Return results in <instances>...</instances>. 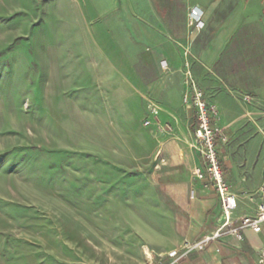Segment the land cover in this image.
I'll return each mask as SVG.
<instances>
[{
  "label": "rangeland",
  "instance_id": "374dc122",
  "mask_svg": "<svg viewBox=\"0 0 264 264\" xmlns=\"http://www.w3.org/2000/svg\"><path fill=\"white\" fill-rule=\"evenodd\" d=\"M97 15L0 0V264H150L148 226L169 228L156 105L100 51Z\"/></svg>",
  "mask_w": 264,
  "mask_h": 264
},
{
  "label": "crops",
  "instance_id": "0c3cea01",
  "mask_svg": "<svg viewBox=\"0 0 264 264\" xmlns=\"http://www.w3.org/2000/svg\"><path fill=\"white\" fill-rule=\"evenodd\" d=\"M262 5L263 0H93L96 32L107 37L100 51L119 65L116 72L129 71L132 86L146 89L158 108L155 182L168 202L169 228L148 226L150 264L214 233L224 221L219 193L207 177L195 174L204 161L196 110L184 102L191 78L217 110L212 120L222 130L224 177L238 202L233 217L256 215L264 205V17L257 11ZM194 9L202 14V28L191 24ZM263 253L264 224L260 231L244 229L242 238L212 240L181 264H259Z\"/></svg>",
  "mask_w": 264,
  "mask_h": 264
},
{
  "label": "built area",
  "instance_id": "2783aa9c",
  "mask_svg": "<svg viewBox=\"0 0 264 264\" xmlns=\"http://www.w3.org/2000/svg\"><path fill=\"white\" fill-rule=\"evenodd\" d=\"M190 17L191 24L196 28L204 26L202 14L197 10H192ZM190 87L191 89L184 95V102L196 110L197 125L195 135L198 150L204 161V168L198 167L195 170V174L198 178L207 177L210 184L219 193L224 221L214 233L205 236L195 243L187 244L182 249L170 251L165 258L161 259L160 264H181L190 252L197 248H202L212 240L220 239L227 234H233L238 238H242L244 229L251 228L254 231H260L264 224V205L259 207V212L256 215H245L237 219L233 217L232 211L236 209L238 202L236 194L232 191L231 184L224 178L222 166L218 158L216 137L219 129L213 125L212 108L205 91L192 78L190 79ZM152 111L158 114V108L153 107ZM259 264H264V253L259 260Z\"/></svg>",
  "mask_w": 264,
  "mask_h": 264
}]
</instances>
